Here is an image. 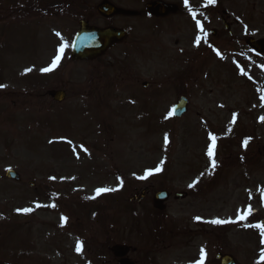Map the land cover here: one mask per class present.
Returning <instances> with one entry per match:
<instances>
[{
	"label": "rangeland",
	"instance_id": "rangeland-1",
	"mask_svg": "<svg viewBox=\"0 0 264 264\" xmlns=\"http://www.w3.org/2000/svg\"><path fill=\"white\" fill-rule=\"evenodd\" d=\"M49 1L0 0V264H88V248L106 236L101 227L108 233L117 226L113 236L126 237L156 231L155 222H177L173 193L198 188L216 171L220 180L193 207L210 212L208 221H229L210 225L226 229L232 243L225 249L237 264H264L260 229L250 226L264 225V61L258 66L246 53L248 70L234 68L228 49L210 53L180 27L152 32L154 21L144 18L133 23L134 48L72 62L79 13L70 6L83 5L88 19L100 0H62L67 17L64 3L60 12L37 8ZM109 1L138 10L146 0ZM58 54L57 66L42 72ZM59 89L66 92L60 103L49 95ZM180 95L189 107L177 120L171 108ZM9 168L20 182L3 176ZM146 170L151 175L138 178ZM143 187L151 193L144 204L157 190L171 193L165 213L143 205L132 218L131 198ZM97 188L117 190L97 195ZM25 208L31 211H17Z\"/></svg>",
	"mask_w": 264,
	"mask_h": 264
},
{
	"label": "flooded vegetation",
	"instance_id": "flooded-vegetation-1",
	"mask_svg": "<svg viewBox=\"0 0 264 264\" xmlns=\"http://www.w3.org/2000/svg\"><path fill=\"white\" fill-rule=\"evenodd\" d=\"M154 2L160 5L159 13L148 9V6ZM261 3H264V0H213L212 3H208V0H188L186 7L185 0H146L144 6L138 10L120 9L119 13L108 17L96 12V16L93 13V17L87 19L85 16L83 19L92 26L122 29L125 37L119 43H114L109 50L115 47L126 46L125 49H129L137 46L139 43L135 41L138 39L137 34L132 31L133 23L148 18L154 21L150 31H157L159 27L164 30V27L175 26L188 30L195 39L197 35L205 36L201 39L205 42V50L214 53L213 50H218V46H222L228 49V53L232 56L234 68L248 70L244 61H241L244 59L248 63L246 55L258 60L255 63L258 66L264 61V36L260 34L263 26L260 23L257 24V21L261 20L258 16L261 13L259 8ZM75 8L79 15L85 13L86 9L83 5H77ZM257 8H259L258 11ZM197 20L200 21L204 31L202 33L196 26ZM126 42L129 43L126 44ZM187 170L189 173L192 170L197 171L196 168ZM219 175V171L210 173L205 183L203 182L198 188L174 192V201L179 202L180 207L178 221L161 225L159 231L122 237L113 236L119 233V229L117 226H110L108 236L98 239V242L88 248V264H200L202 257L198 255L199 252L195 257L190 258L188 255L189 251H195V249L203 250L205 260L202 264H221L222 256L232 257L226 250L232 243L226 229L213 227L208 221L211 219V213L203 212L196 206L193 207L199 199L198 196L203 199L205 191L210 190L214 183L220 180ZM141 192H144V198L151 195L148 187L142 188ZM136 198L137 194L133 196V201ZM144 203L137 201L130 204L129 209L136 211L137 207L152 205V209L157 214L166 212L165 207L160 211L153 202L152 204ZM197 217L205 221L201 223L200 219H196ZM171 218L174 219V217ZM160 219H167V217L163 215ZM140 220L142 219L135 222L136 226H140Z\"/></svg>",
	"mask_w": 264,
	"mask_h": 264
},
{
	"label": "water",
	"instance_id": "water-1",
	"mask_svg": "<svg viewBox=\"0 0 264 264\" xmlns=\"http://www.w3.org/2000/svg\"><path fill=\"white\" fill-rule=\"evenodd\" d=\"M159 5L153 3L149 6L151 11L159 13ZM98 12L104 16H109L111 14L117 13V9L110 3H101L98 8ZM80 28L75 34V37L71 44V51L69 57L72 60H90L101 56V54L111 46V43L120 41L124 36L122 31L116 30L114 28L97 29L95 27L89 26L86 23L80 21ZM52 99L60 102L65 97V92L63 90L55 91L51 93ZM187 100L184 97L179 98L178 102L173 107V115L178 117L182 115L187 108ZM4 176L8 179H13L19 181L20 177L18 174L12 170H6ZM31 182L29 185L31 186ZM167 198V194L164 191H160L154 197L156 203H161V201ZM223 264H235L230 257H224L222 259Z\"/></svg>",
	"mask_w": 264,
	"mask_h": 264
},
{
	"label": "snow or ice",
	"instance_id": "snow-or-ice-1",
	"mask_svg": "<svg viewBox=\"0 0 264 264\" xmlns=\"http://www.w3.org/2000/svg\"><path fill=\"white\" fill-rule=\"evenodd\" d=\"M212 2H213V0H208V3H212ZM187 4H188V0H185V6L186 7H187ZM189 11L191 12V9H189ZM193 18L195 19V14L194 13H193ZM196 26H197V28H200L201 31H202V27H201V24H200L199 20L196 21ZM56 35L59 36L60 34L56 33ZM205 35H206V33H205ZM201 39H202V37L200 35H197L195 42L197 44H199ZM64 47H65V45L61 44L60 48H59V52H62ZM217 55H219V53H217ZM59 60H60V55L58 54V55H56L53 58V60L51 62V67L43 68V69H41V71L42 72L51 71L52 68L57 66ZM3 87H5V85L0 84V88H3ZM169 115H171V113H169ZM261 119H264V118H261ZM209 139L213 141V144L208 146V151H207V155L211 158L213 156V147H214V143H215V137L211 133H209ZM167 142H168V137H167V134H165V143H167ZM244 143L247 144V140H245ZM84 150L87 151V149H84ZM213 166H215V161H213ZM155 171H157V172L160 171V168L157 167L155 169ZM149 175H151V171L146 170L144 176L138 177V178L145 179ZM117 179H119V177ZM189 186L191 187V185H189ZM115 190H117V189H113V188H97V189H95V192H96L97 195H100L101 193H106V192L115 191ZM261 193H262L261 198H262V200H264V189H261ZM52 206L54 207L55 205H52ZM17 211H23V212L26 213V212L31 211V209L25 208V209H22V210L18 209ZM250 212H251V209L249 208V214H250ZM238 216H239L240 219H245L246 218L244 215H239V213H238ZM66 219H67L66 217H61L62 222L65 221ZM196 219H200V218L197 217ZM226 222H229V221H223V220H219V219H214V220L210 221V223H212V224H223V223H226ZM250 226L253 227V228L260 229L261 243L264 244V225L252 224ZM79 250H80V243L78 241L77 242V251H79ZM203 255H204L203 250H201V257H203ZM261 258L264 259V251L261 252Z\"/></svg>",
	"mask_w": 264,
	"mask_h": 264
},
{
	"label": "trees",
	"instance_id": "trees-1",
	"mask_svg": "<svg viewBox=\"0 0 264 264\" xmlns=\"http://www.w3.org/2000/svg\"><path fill=\"white\" fill-rule=\"evenodd\" d=\"M61 0H50L48 3H46V5H44V6H39L38 5V7L37 8H41L42 10H51V11H55V12H60V10L59 11H56L57 9H56V7H58L61 3Z\"/></svg>",
	"mask_w": 264,
	"mask_h": 264
}]
</instances>
